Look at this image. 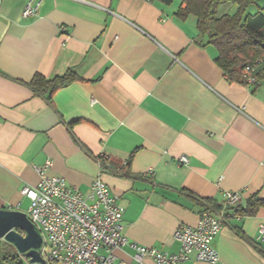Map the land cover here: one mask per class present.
Returning a JSON list of instances; mask_svg holds the SVG:
<instances>
[{
	"label": "crops",
	"instance_id": "1",
	"mask_svg": "<svg viewBox=\"0 0 264 264\" xmlns=\"http://www.w3.org/2000/svg\"><path fill=\"white\" fill-rule=\"evenodd\" d=\"M29 1L0 0V209L26 212L22 189L50 162L49 175L82 191L104 180L132 243L178 252L177 229L195 226L212 200L225 216L215 264H264V206L241 217L223 205L225 191L240 192L243 208L264 199V81H231L175 1L33 0L38 13L24 16ZM237 9L223 0L218 14ZM259 10L264 0L246 14ZM70 69L83 80L52 101L29 86ZM113 253L136 262L129 245Z\"/></svg>",
	"mask_w": 264,
	"mask_h": 264
},
{
	"label": "built area",
	"instance_id": "2",
	"mask_svg": "<svg viewBox=\"0 0 264 264\" xmlns=\"http://www.w3.org/2000/svg\"><path fill=\"white\" fill-rule=\"evenodd\" d=\"M40 6L41 1L30 0L23 15L37 14ZM256 68L255 64L246 65L245 83L256 81ZM180 160L188 162L187 156ZM100 165L108 167L109 159L100 161ZM49 167L50 162L35 167L39 174L37 185L22 189L31 200L26 213L42 235L43 244L39 251L47 264H147L146 259H151L154 264H181L190 260L215 264L219 261V252L213 241L221 232L225 216L214 207L205 209L195 226H179L175 234L181 243L178 252L146 247L132 243L125 234L123 218L126 209L104 180L97 178L87 191H82L71 186L63 176L49 175ZM241 203L240 192H224V207L238 208ZM257 239L264 244V223L259 226ZM127 245L135 250V263L117 260L113 253L114 249ZM25 262L29 264L27 258Z\"/></svg>",
	"mask_w": 264,
	"mask_h": 264
},
{
	"label": "trees",
	"instance_id": "3",
	"mask_svg": "<svg viewBox=\"0 0 264 264\" xmlns=\"http://www.w3.org/2000/svg\"><path fill=\"white\" fill-rule=\"evenodd\" d=\"M171 4L175 0H159ZM258 0H237L238 9L234 14L219 16L218 9L223 0H179L176 16L186 20L189 16L196 19L199 34L214 44L218 49L217 64L223 69L231 81L245 83L243 73L247 64H255L256 81H264V13L259 10L251 15L247 9ZM83 80L70 69L62 75L47 78L36 74L29 82V86L49 101L60 88L76 81ZM208 207L220 208L214 201L206 200ZM264 206V199L251 197L245 208L238 207L237 214L241 217L255 215L258 209ZM24 264L20 257L6 256L0 264Z\"/></svg>",
	"mask_w": 264,
	"mask_h": 264
},
{
	"label": "water",
	"instance_id": "4",
	"mask_svg": "<svg viewBox=\"0 0 264 264\" xmlns=\"http://www.w3.org/2000/svg\"><path fill=\"white\" fill-rule=\"evenodd\" d=\"M3 240L24 254L29 264H47L39 251L43 244L42 235L26 212L0 209V244Z\"/></svg>",
	"mask_w": 264,
	"mask_h": 264
},
{
	"label": "rangeland",
	"instance_id": "5",
	"mask_svg": "<svg viewBox=\"0 0 264 264\" xmlns=\"http://www.w3.org/2000/svg\"><path fill=\"white\" fill-rule=\"evenodd\" d=\"M174 3H179V0H175ZM229 3V2H227ZM236 6V5H234ZM230 7V5L228 6V8ZM220 12H222L223 10V5L220 8ZM233 11V9L231 10ZM13 256V257H20V259L24 262V264H26L25 260L26 257L24 254H21L18 249L10 242L3 240L2 243L0 244V261H3V258H5L6 256ZM13 260H11V264H13Z\"/></svg>",
	"mask_w": 264,
	"mask_h": 264
}]
</instances>
